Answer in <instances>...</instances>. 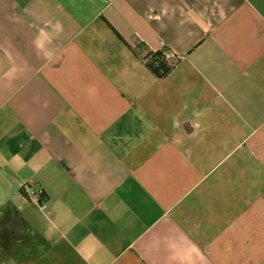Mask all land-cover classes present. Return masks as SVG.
<instances>
[{"label":"crops","instance_id":"crops-1","mask_svg":"<svg viewBox=\"0 0 264 264\" xmlns=\"http://www.w3.org/2000/svg\"><path fill=\"white\" fill-rule=\"evenodd\" d=\"M0 264H264V0H0Z\"/></svg>","mask_w":264,"mask_h":264},{"label":"built area","instance_id":"built-area-1","mask_svg":"<svg viewBox=\"0 0 264 264\" xmlns=\"http://www.w3.org/2000/svg\"><path fill=\"white\" fill-rule=\"evenodd\" d=\"M161 45L162 47L159 51L161 54V59L166 66L171 68L175 64L176 55L172 50L164 47L162 42ZM24 192L26 198L33 201L36 205H38L40 209L43 210L47 207V203L45 201L40 200L41 190L37 188H32L31 186L28 185L25 187Z\"/></svg>","mask_w":264,"mask_h":264},{"label":"trees","instance_id":"trees-1","mask_svg":"<svg viewBox=\"0 0 264 264\" xmlns=\"http://www.w3.org/2000/svg\"><path fill=\"white\" fill-rule=\"evenodd\" d=\"M145 63L147 67L157 76L162 77L165 75L170 68L164 64L161 59L160 52L150 53L145 56Z\"/></svg>","mask_w":264,"mask_h":264}]
</instances>
